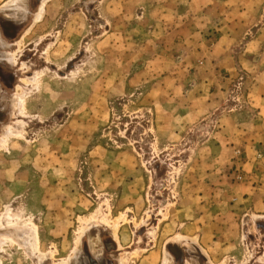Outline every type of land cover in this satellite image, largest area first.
<instances>
[{
	"label": "rangeland",
	"instance_id": "374dc122",
	"mask_svg": "<svg viewBox=\"0 0 264 264\" xmlns=\"http://www.w3.org/2000/svg\"><path fill=\"white\" fill-rule=\"evenodd\" d=\"M256 85L264 0H0V264H264Z\"/></svg>",
	"mask_w": 264,
	"mask_h": 264
},
{
	"label": "bare ground",
	"instance_id": "6f19581e",
	"mask_svg": "<svg viewBox=\"0 0 264 264\" xmlns=\"http://www.w3.org/2000/svg\"><path fill=\"white\" fill-rule=\"evenodd\" d=\"M19 104L21 111L22 101H20ZM12 133L8 131V134L5 136V138L12 135ZM5 142L6 139L1 141L0 148L4 146ZM7 244H16L19 247L25 248L27 250H36L35 228L28 223L21 225L18 222L13 224L9 220H4L3 223L0 221V251ZM163 264H169V258L167 254H165Z\"/></svg>",
	"mask_w": 264,
	"mask_h": 264
},
{
	"label": "crops",
	"instance_id": "0c3cea01",
	"mask_svg": "<svg viewBox=\"0 0 264 264\" xmlns=\"http://www.w3.org/2000/svg\"><path fill=\"white\" fill-rule=\"evenodd\" d=\"M207 10H209V9H207ZM224 39H225V37H223V35H221L220 38L215 41V44L213 45L214 48H215V50L218 49V50H221L222 52L224 51V47L226 46V42H225ZM250 44H252V43H250ZM255 49H258V48H255ZM222 52L219 51L217 54H214V55H216L218 58H221ZM255 53L257 54V51ZM256 54L253 55V51L252 50L245 51L243 54H241L236 59V61H238V62L235 63V66L237 65V67L239 68L240 71H243V70H245V71H252L251 70L252 68H254L256 70L257 69V66H254L252 63H250L253 57L254 58L256 57L255 60H257V61H258V59H261V53H259L258 56H256ZM236 61H234V62H236ZM244 63L245 64H250L253 67L250 70H248V69H246V68L243 67V65H245ZM248 96H249V98H251V101H255V103H259V104H256L259 109H262V110L264 109V86H260V85L259 86H257V85L256 86H253L252 87V90L250 91V93H249ZM250 104L253 105V102H251ZM253 106H255V105H253ZM260 124L263 125L264 124V120H261ZM256 136H258L260 140H263V138H264V130H263L262 133L257 132ZM254 162H255V160H254ZM248 165H249V163H246L244 165L245 168ZM256 166H257V164H252L251 165V168L254 169ZM243 187L244 188H247L245 186H243ZM249 188L253 192H255V191L257 192V191L260 190V188H259L258 185H250ZM138 264H143V263L139 262Z\"/></svg>",
	"mask_w": 264,
	"mask_h": 264
}]
</instances>
